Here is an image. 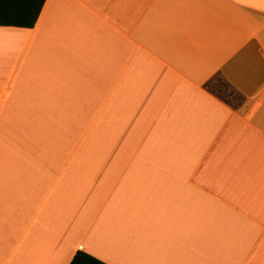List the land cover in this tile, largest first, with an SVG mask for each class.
I'll list each match as a JSON object with an SVG mask.
<instances>
[{
  "label": "crops",
  "instance_id": "1",
  "mask_svg": "<svg viewBox=\"0 0 264 264\" xmlns=\"http://www.w3.org/2000/svg\"><path fill=\"white\" fill-rule=\"evenodd\" d=\"M77 251L264 264V0H45L0 26V264Z\"/></svg>",
  "mask_w": 264,
  "mask_h": 264
},
{
  "label": "trees",
  "instance_id": "2",
  "mask_svg": "<svg viewBox=\"0 0 264 264\" xmlns=\"http://www.w3.org/2000/svg\"><path fill=\"white\" fill-rule=\"evenodd\" d=\"M45 0H0V26L31 29ZM70 264H104L93 256L77 251Z\"/></svg>",
  "mask_w": 264,
  "mask_h": 264
},
{
  "label": "rangeland",
  "instance_id": "3",
  "mask_svg": "<svg viewBox=\"0 0 264 264\" xmlns=\"http://www.w3.org/2000/svg\"><path fill=\"white\" fill-rule=\"evenodd\" d=\"M210 88L212 90H214L215 92H222V86L218 85V84H211Z\"/></svg>",
  "mask_w": 264,
  "mask_h": 264
}]
</instances>
